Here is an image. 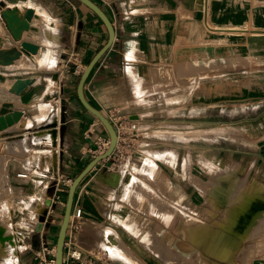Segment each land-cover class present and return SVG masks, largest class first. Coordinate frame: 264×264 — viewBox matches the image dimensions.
Listing matches in <instances>:
<instances>
[{"label": "crops", "instance_id": "crops-1", "mask_svg": "<svg viewBox=\"0 0 264 264\" xmlns=\"http://www.w3.org/2000/svg\"><path fill=\"white\" fill-rule=\"evenodd\" d=\"M92 1L110 19L115 40L88 77L85 97L105 115L116 110L122 119L138 123L142 136L128 172L103 161L78 187L73 211L81 209L82 216L75 247L86 257L97 253L95 264H169L162 242L177 237L185 225L193 230L202 221L209 231L200 234L211 233L206 255L211 264H264V109L256 117L243 119L238 130L230 125V132L243 137L239 149L253 152H233L226 142V147L212 146L219 145L213 136H223L217 133L209 135L215 140L203 149L198 138L163 136L184 133L186 124H200L202 107L195 82L202 72L186 77L185 67H195L200 60L196 55L204 51L210 54L208 68L217 65L210 43L202 45L208 35L264 32V8L253 5L264 0H248L253 1L250 6L240 0ZM6 10H18L21 17L26 10L34 11L30 28L20 40L4 24ZM107 39L102 21L78 0H0V52L21 53L12 63H0V117L23 112L13 133L0 132V146L7 148L5 162L0 161V229L7 235L8 228L13 233L22 226L23 244L32 247L16 249V255H1L0 264L18 261L27 253L34 264L33 252L41 242H56L64 214L63 207L50 204L57 181L73 180L94 159L88 150L96 139H109L77 97L86 64ZM23 42L37 46V53L24 50ZM4 56L7 61L12 58ZM220 62L227 67L232 61ZM77 67H83L80 75L75 73ZM19 80L31 84L17 95L11 88ZM256 83L242 89L243 99H264V75ZM56 95L66 104L50 114V99ZM215 96L211 94L210 99ZM211 120L214 130L229 128L228 123ZM92 125L93 133L87 138L85 132ZM35 130H44L42 142L33 139ZM36 151L38 163L29 172L20 159ZM235 161H241V167ZM24 172L28 178H19ZM231 181H236L233 189ZM236 195L241 196L239 203L233 201ZM251 197L255 198L248 202ZM253 212L257 213L252 218ZM236 225L245 228L236 232ZM69 235L68 229L66 241ZM109 241L115 243V250H110ZM155 243L159 254L153 250ZM198 250L204 253L195 247L188 256L177 254V264H185Z\"/></svg>", "mask_w": 264, "mask_h": 264}, {"label": "rangeland", "instance_id": "rangeland-1", "mask_svg": "<svg viewBox=\"0 0 264 264\" xmlns=\"http://www.w3.org/2000/svg\"><path fill=\"white\" fill-rule=\"evenodd\" d=\"M242 1V4L251 5L252 2H249L248 0H240ZM253 5L259 6L255 9H263L264 8V1L262 3L253 2ZM255 26L250 27L249 29H253ZM209 31H213L210 28ZM228 33L225 34H214L211 32L206 38L205 43H210L211 53L212 56L216 57L217 65L214 67H211L210 69V63L208 61L209 52L204 51L201 55H196L195 58L199 56L200 60L199 63L196 64L195 67L186 66L185 67V73L186 77L193 76V72L195 71V76L198 74L200 75V80L198 82H195L197 87V90L199 92V104H201V111H200V124H186V130L185 132H188L186 134H189L186 139H189V136H192L191 138H198L197 140L202 146V149L204 147L209 146V142H214L215 139H212V137H209V135H212L214 133L220 134V133H230L232 136L228 137H216V142H218L219 145H215V143H211L212 146H218V147H230V150H233V152H236V149H239L241 146L239 142L243 139V137L239 133L230 132L232 127L235 129H239L242 125V120L245 118H251L256 117L260 114V112L264 109V99H261L259 101L251 100L246 101V99H243L240 95L242 89L248 85H255L256 86V78L259 76L264 75V32H255V31H247L242 32L238 31H227ZM212 36V37H211ZM204 48H207V46H202V50ZM228 59L232 62L231 65L227 67L221 66L222 63L220 60ZM208 65V66H207ZM189 75V76H187ZM253 79V82H247ZM211 88H213V91L211 93L209 92ZM217 86V88H216ZM215 88V89H214ZM192 89V88H191ZM255 87V91H256ZM253 90V91H254ZM251 93V90H250ZM216 95L215 99H210V95ZM251 102H254L252 104ZM259 102V103H258ZM260 105L259 108L255 107L257 105ZM213 107V108H212ZM189 108V107H187ZM210 108V109H209ZM191 110V109H190ZM187 114V111H186ZM188 115H186L185 119ZM196 118V116H195ZM211 119H215L218 124L225 125V123L229 124V128H224V126H219L216 130H214V123H212ZM28 126V125H27ZM14 128V127H13ZM13 128L7 130L5 134H11L14 132L12 130ZM12 130V131H10ZM44 130H35L33 131V139H35L36 142H42L44 138L40 135V133H43ZM195 131V133L193 132ZM200 134V135H199ZM220 138V139H219ZM180 139V138H179ZM20 143H22V139L19 140ZM48 142V141H47ZM226 142V143H225ZM3 149V145L0 146V149ZM26 148H28L26 146ZM241 148V147H240ZM7 148L3 149L2 152H0V161L5 162V154ZM242 150V151H240ZM10 148V152H11ZM239 152H253L251 148H243L239 149ZM38 151L35 152V154L32 152L31 155L25 156L24 158L20 159V164L24 166V168L27 171H31V167L38 163V159L36 157V154ZM52 154H54L52 152ZM235 154V153H234ZM5 158V159H4ZM161 160H164L163 157L158 156ZM166 162V160H165ZM204 163L207 165V160H203ZM236 165L240 166L242 165L241 161H235ZM246 163V162H245ZM203 166V165H202ZM243 166L246 167V165L243 164ZM240 169V168H239ZM35 179V178H34ZM231 181L230 188H234L236 186V181ZM68 192V190H67ZM255 197L249 198L248 202H252ZM234 203H239L241 201V196L236 195L233 199ZM64 212V211H63ZM251 213V212H250ZM253 216L256 215L257 212H253ZM63 216V214H62ZM187 221H189L190 218L185 217ZM251 218V217H250ZM191 221H199L194 220L193 218L190 219ZM241 221V218H239V221L237 224ZM251 221V219H250ZM249 221V223H250ZM60 222V221H59ZM198 227L195 229L189 227V225H185L181 232H177V237H172L169 239L168 242H162V249L167 250L170 254L169 256L165 254L169 264H175V259L177 254L188 256L192 253V251L195 249V247H198L200 249L204 250L203 252H200L199 250L197 253L190 258L185 259V264H211L209 262V259L206 258V255L209 252L208 248V239L211 233L207 235L200 234V231L207 232L209 231L208 224H204L202 221H199ZM185 224H188V222H185ZM59 226V225H58ZM245 227L241 226H235L234 230L236 232H241ZM197 231V233L195 232ZM213 230V228H211ZM59 232V230H58ZM57 232V236H58ZM7 241H5L3 238L4 236V230L0 229V256L3 254H7V256L13 255L14 249L18 247V241L15 239L14 234L11 233L10 228H8L7 231ZM183 239L185 243L178 242L179 240ZM7 242V243H6ZM156 244V245H155ZM154 244V252L159 254L160 248L159 244ZM56 245V242L53 244ZM25 246V244H24ZM109 246L111 247L110 250H115L116 245L113 241H109ZM14 248V249H13ZM173 251L174 253H172ZM176 255V256H173ZM173 259V260H172ZM21 264H31V254L27 253L23 257L19 258ZM18 261L15 260L10 261L9 264H18ZM154 262H157V260H154ZM177 262V260H176ZM216 261H212L213 264H215ZM35 264V263H34ZM177 264V263H176ZM183 264V263H181ZM219 264V263H217ZM221 264V263H220Z\"/></svg>", "mask_w": 264, "mask_h": 264}, {"label": "water", "instance_id": "water-1", "mask_svg": "<svg viewBox=\"0 0 264 264\" xmlns=\"http://www.w3.org/2000/svg\"><path fill=\"white\" fill-rule=\"evenodd\" d=\"M80 3L85 5L87 8H89L92 12H94L98 18L102 21L104 26L107 29L108 32V39L107 42L104 44V46L93 56V58L86 64L78 85H77V97L82 105V107L89 112L91 115H93L98 121L102 124V126L105 128L109 135V147L107 150L101 154L96 156L93 160L89 162V164L72 180L71 185L68 188L67 197H66V203L64 207V214L62 218V222L60 224L56 245H55V264H63V258H64V249H65V243H66V237L74 209V201H75V195L78 187L83 182V180L88 176V174L100 163L103 161H106L109 159V157L114 152L117 144H118V134L115 129V127L112 125L110 120L108 119L107 115H105L100 110L93 107L88 100L85 97L84 94V87L85 83L90 76L92 70L94 67L100 62V60L103 58V56L108 52V50L112 47L114 40H115V30L114 27L108 18V16L105 14V12L100 8L97 4H95L92 0H78ZM34 15L33 10H26L24 15L21 17L19 15L18 10H6L2 14V19L4 20V24L6 25V28L10 31L13 38L15 40H20L22 33L24 31H28L30 28V21L32 20ZM22 48L30 53L36 54L37 53V46L32 45L27 42L22 43ZM4 55H10L11 57H14L15 59H18L21 56L20 52H16L14 50H10L8 52H0V56ZM12 61H3L0 59V63L2 64H9L12 63ZM31 84V81L29 80H19L13 84V87L11 88V92L15 93L17 95H20L27 86ZM66 104L65 101L62 102V106ZM23 116L22 111H14L10 114L4 115L0 117V132L5 131L9 127L14 126L17 124ZM64 123V120L61 121ZM56 124H53V127H55ZM53 137L56 134V131H51ZM111 165V162L108 163ZM44 221V217L40 219V222ZM5 241L7 238H4Z\"/></svg>", "mask_w": 264, "mask_h": 264}, {"label": "built area", "instance_id": "built-area-1", "mask_svg": "<svg viewBox=\"0 0 264 264\" xmlns=\"http://www.w3.org/2000/svg\"><path fill=\"white\" fill-rule=\"evenodd\" d=\"M83 67H77L75 73L81 74ZM62 97L60 95H56L50 99V106L48 108V113L54 114L57 113L58 110L62 107ZM108 119L115 127L118 134V144L109 157L107 162H111V167L115 170H123L124 172H128L130 168V163L133 159L134 154L138 149V139L142 136V130L138 123L134 121H130L128 119H122L116 110H110L107 114ZM59 127L56 124L55 128ZM92 125L85 132V136L88 138L92 135ZM109 147V139L99 137L96 139L94 143V147L88 150V153L91 154L94 158L98 155L103 154L107 148ZM18 177L21 179L28 178V172L18 174ZM72 183V179L63 178L61 181H57L55 186V192L50 199L51 205H59L61 207H65L67 190ZM49 211H51V206L49 207ZM82 216V210L78 209L73 211L69 231H70V240L66 241L65 249H64V258L63 264H95L94 259L99 260L97 253H90L88 257L84 255V253L75 247L74 241L77 232L80 230V219ZM38 220V218L33 219ZM14 233L15 239L18 241L17 251H22L30 249L32 247L24 246L23 236L24 231L22 226H17ZM5 238L7 235H5ZM7 241V240H6ZM7 243V242H6ZM15 249V250H16ZM55 245L41 242L38 249L33 252V261L35 264H55ZM15 254V253H14ZM16 255V254H15Z\"/></svg>", "mask_w": 264, "mask_h": 264}, {"label": "bare ground", "instance_id": "bare-ground-1", "mask_svg": "<svg viewBox=\"0 0 264 264\" xmlns=\"http://www.w3.org/2000/svg\"><path fill=\"white\" fill-rule=\"evenodd\" d=\"M0 59L1 60H3V61H7V59H5V56H0ZM12 60H14V57H12L9 61H12ZM11 86V85H10ZM13 86V85H12ZM10 89V88H9ZM9 95V94H8ZM16 125H14V126H12V127H9L8 129H6V130H9L10 128H13V127H15ZM6 130L5 131H2V132H6ZM164 135L163 136H169V137H171V136H174V137H177V138H180V139H186L187 137H188V135L189 134H186L185 132L184 133H163ZM221 135H223V136H232V135H230L229 133H220ZM158 135H160V133L158 134ZM190 138L192 137V136H189ZM4 239V238H3ZM7 239H8V237H7ZM5 240V239H4ZM159 246V245H158ZM14 249V248H13ZM14 251H15V249H14ZM14 251H13V253H14ZM169 254V253H168ZM170 255V254H169ZM168 255V256H169ZM173 256H176V255H173ZM167 258H170V257H167ZM169 260V259H168ZM173 260V259H172ZM176 260L177 259H175V264L177 263L176 262ZM179 260V259H178ZM181 263V262H180ZM135 264H138L137 262L135 263ZM172 264H173V262H172Z\"/></svg>", "mask_w": 264, "mask_h": 264}]
</instances>
